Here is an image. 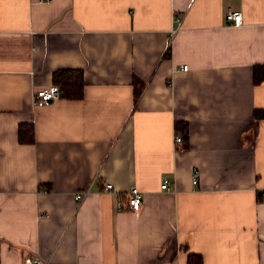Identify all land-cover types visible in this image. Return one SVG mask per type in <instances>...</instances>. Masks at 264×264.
<instances>
[{
    "label": "crops",
    "instance_id": "1",
    "mask_svg": "<svg viewBox=\"0 0 264 264\" xmlns=\"http://www.w3.org/2000/svg\"><path fill=\"white\" fill-rule=\"evenodd\" d=\"M260 63L264 0H0V264H264ZM61 68L84 96L35 105Z\"/></svg>",
    "mask_w": 264,
    "mask_h": 264
},
{
    "label": "trees",
    "instance_id": "2",
    "mask_svg": "<svg viewBox=\"0 0 264 264\" xmlns=\"http://www.w3.org/2000/svg\"><path fill=\"white\" fill-rule=\"evenodd\" d=\"M53 83L57 84L61 91V96L69 99H80L84 96L86 81L84 72L80 68H61L53 72ZM253 80L255 83L264 81V63L256 64L253 69ZM142 80L140 84L142 85ZM140 89L136 91L139 95ZM176 130L182 133L183 138L188 137V122L177 120L175 122ZM19 139L21 142H33L34 126L32 123H20L19 125ZM47 190L51 189L48 185L45 187ZM187 264H202V255L198 253L189 252L187 257Z\"/></svg>",
    "mask_w": 264,
    "mask_h": 264
},
{
    "label": "built area",
    "instance_id": "3",
    "mask_svg": "<svg viewBox=\"0 0 264 264\" xmlns=\"http://www.w3.org/2000/svg\"><path fill=\"white\" fill-rule=\"evenodd\" d=\"M225 18L229 24L232 25H241L243 23V13L241 10H237L234 8L229 7L226 12H225ZM184 69L188 68L187 64L183 65ZM61 97V91L60 88L57 84H50L48 86L39 88L35 91L34 94V102L35 105L37 106H42L45 104H48L49 102ZM175 140L177 142H181L183 140L182 135L176 134L175 135ZM199 179V170L195 168L193 170V175H192V180L194 183H196ZM105 188L108 190L113 189V183L111 182H106ZM161 187L163 188H169L170 187V180L168 178H163V182L161 184ZM88 194V190L82 191V192H77L75 194V197L77 199H82ZM127 204L128 207L132 210H139L141 209L143 205V194L142 191L137 187V186H132L128 190V195H127ZM125 207V204L122 202H119L118 208L123 209ZM24 264H45L43 262L42 258L37 256V255H29L26 257Z\"/></svg>",
    "mask_w": 264,
    "mask_h": 264
}]
</instances>
